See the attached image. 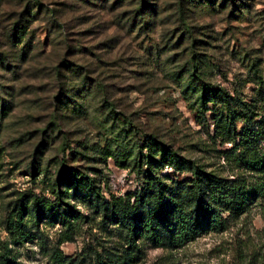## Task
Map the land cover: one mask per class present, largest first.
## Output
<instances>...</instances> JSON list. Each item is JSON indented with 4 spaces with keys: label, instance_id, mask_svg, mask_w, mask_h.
Segmentation results:
<instances>
[{
    "label": "rangeland",
    "instance_id": "obj_1",
    "mask_svg": "<svg viewBox=\"0 0 264 264\" xmlns=\"http://www.w3.org/2000/svg\"><path fill=\"white\" fill-rule=\"evenodd\" d=\"M227 124L264 138V0H0V256L120 264L112 202L186 197L196 167L230 177ZM163 147L177 165L154 166ZM71 213L85 219L62 225ZM135 242L128 264H264V212L182 245Z\"/></svg>",
    "mask_w": 264,
    "mask_h": 264
},
{
    "label": "trees",
    "instance_id": "obj_2",
    "mask_svg": "<svg viewBox=\"0 0 264 264\" xmlns=\"http://www.w3.org/2000/svg\"><path fill=\"white\" fill-rule=\"evenodd\" d=\"M223 133L230 143V147L224 152V164L230 177L202 174L196 167V171L194 170L196 176L186 188L190 192L186 197L182 195L181 189L164 186L163 191L159 190L160 194L150 200L146 209L137 211L135 207L126 203L117 200L112 202V213L126 232L125 243L128 252L121 256L120 264L136 260L137 257H132L130 252L135 250V253H138L135 240L140 238L156 245L164 243L182 245L206 229L217 231L226 229L253 207H258L264 212L263 134L249 126L234 134V128L228 124ZM161 149L163 154L160 162L151 159L150 156L147 158L157 163L154 165L149 163V160L147 162L152 164V167L163 162L177 165V161L169 156L166 147ZM182 197L184 203L180 201ZM63 219L62 225L70 228V223L83 220L85 217L71 213L69 220ZM5 225L14 243L27 235L19 213H9ZM54 256L61 263L66 261L58 250L54 251ZM0 259L5 264L12 261L7 254H2ZM116 260L110 264L118 263ZM66 264L72 262L68 261Z\"/></svg>",
    "mask_w": 264,
    "mask_h": 264
}]
</instances>
